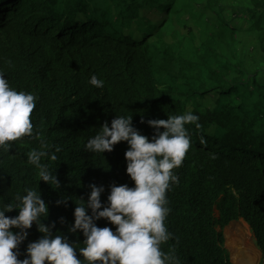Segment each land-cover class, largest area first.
<instances>
[{"label":"trees","instance_id":"16d2710c","mask_svg":"<svg viewBox=\"0 0 264 264\" xmlns=\"http://www.w3.org/2000/svg\"><path fill=\"white\" fill-rule=\"evenodd\" d=\"M0 72L37 97L31 119L40 133L0 149V207L18 204L26 188L40 191L43 222L83 247V233L69 231L76 201L92 184L105 188L102 204L111 185L134 186L127 142L95 154L87 141L117 115L132 116L151 139L147 121L191 111L201 127L186 126L191 147L167 192L173 236L162 249L180 264H233L224 230L243 219L264 264V0H0ZM92 75L103 88L88 82ZM32 149L57 156L42 162L58 189L39 181ZM96 224L115 230L103 218ZM42 235L34 222L18 259Z\"/></svg>","mask_w":264,"mask_h":264},{"label":"clouds","instance_id":"9594fccd","mask_svg":"<svg viewBox=\"0 0 264 264\" xmlns=\"http://www.w3.org/2000/svg\"><path fill=\"white\" fill-rule=\"evenodd\" d=\"M88 82L96 88H103L105 83L96 75ZM36 101L33 93L10 87L5 74L0 72V149L9 152L12 142L23 137L40 139L31 119ZM147 123L154 129L151 139L133 126L132 116L117 115L111 126L105 122L87 141L85 148L95 154L111 152L116 144L127 142L126 172L134 186L111 185L107 203L102 204L101 194L105 188L92 184L88 199L76 201L74 224L69 231L83 233V247L70 244L65 236L53 233L55 222L52 225L43 222L49 215V207L40 191L26 188L25 194H17L18 204L0 207V264H180L173 249L167 252L162 249L173 236L165 223L170 212L167 192L172 184L179 183L174 169L182 166L191 147L186 126L194 125L199 129V116L188 111ZM44 157L57 160L55 153L44 150L27 152L28 163L38 170L39 181L58 189L60 181L49 165L42 162ZM56 203L66 205L67 200ZM13 209H19L17 216L5 215ZM102 218L114 225L115 230L98 227L96 221ZM60 220L64 222L63 217ZM34 222L43 235L27 245L24 259H18L17 249ZM14 228L19 231L14 232ZM77 248L82 259L77 256Z\"/></svg>","mask_w":264,"mask_h":264},{"label":"rangeland","instance_id":"374dc122","mask_svg":"<svg viewBox=\"0 0 264 264\" xmlns=\"http://www.w3.org/2000/svg\"><path fill=\"white\" fill-rule=\"evenodd\" d=\"M214 97H218V94L215 93ZM233 232H237L238 236H234L232 234ZM224 233H225L226 246L230 253L231 261L233 264H262L261 251L256 244L255 237L251 227L245 220L237 219L231 221L225 227ZM238 248H244L245 258H242L238 254L237 252ZM234 254H237L236 258Z\"/></svg>","mask_w":264,"mask_h":264},{"label":"bare ground","instance_id":"6f19581e","mask_svg":"<svg viewBox=\"0 0 264 264\" xmlns=\"http://www.w3.org/2000/svg\"><path fill=\"white\" fill-rule=\"evenodd\" d=\"M227 233V232H226ZM234 236H238V233L237 232H233L232 233ZM227 235V234H226ZM227 237V236H226ZM240 246V245H239ZM237 247V246H236ZM237 252L238 254L242 257V258H245V250L244 248H238L237 249ZM235 258L237 257V254H234ZM234 258V257H232Z\"/></svg>","mask_w":264,"mask_h":264}]
</instances>
